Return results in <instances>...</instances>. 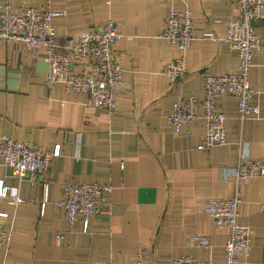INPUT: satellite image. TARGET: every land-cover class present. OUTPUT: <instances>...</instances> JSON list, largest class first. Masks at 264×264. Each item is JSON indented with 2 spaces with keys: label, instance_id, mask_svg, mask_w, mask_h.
I'll return each mask as SVG.
<instances>
[{
  "label": "crops",
  "instance_id": "crops-1",
  "mask_svg": "<svg viewBox=\"0 0 264 264\" xmlns=\"http://www.w3.org/2000/svg\"><path fill=\"white\" fill-rule=\"evenodd\" d=\"M24 3L62 12L52 21L60 46L108 20L117 23L125 37L113 50L124 84L108 115L60 83L44 84V49L34 55L0 39V134L47 150L60 148L44 177L17 178L0 158V180L16 186L23 198L12 204L0 197V212L7 214L3 226L11 233L9 245L0 249V264H136L141 248L147 251L144 264H169L181 255L225 264L229 231L213 224L202 203L233 196L234 177L226 171L241 151L249 159L264 158V19L254 23L261 45L249 70L258 113L240 121L235 97H218L226 141L201 149L203 119L175 132L167 115L175 101L202 97L207 75L237 70L235 50L199 38L202 31L225 34L224 20L237 14L236 0H0V11ZM171 8H189L195 27L186 73L173 86L163 69L177 49L160 37ZM65 182L110 185L111 213L90 216L86 227L82 216L69 225L57 206ZM239 189L237 221L248 227L251 244L235 264H264V176L244 179ZM191 233L205 235L209 245H192Z\"/></svg>",
  "mask_w": 264,
  "mask_h": 264
},
{
  "label": "built area",
  "instance_id": "built-area-1",
  "mask_svg": "<svg viewBox=\"0 0 264 264\" xmlns=\"http://www.w3.org/2000/svg\"><path fill=\"white\" fill-rule=\"evenodd\" d=\"M237 14L224 20L226 32L218 36L214 31H202L200 39L222 41L235 50L239 60L237 70L222 75H207L204 79L202 97L188 95L172 104L167 121L175 132H180L184 124L193 123L199 118L204 121L201 149L222 145L226 141L224 114L217 107L218 97L231 95L236 99V109L240 121L258 113V106L251 102L255 91L250 86L249 70L252 66L253 52L260 48L261 38L254 23L264 19V0H236ZM62 15L61 11L49 7L24 3L16 8L4 5L0 11V39L20 43L23 47L38 54L45 52L42 60L48 70L44 84L51 87L60 83L68 93L84 96L86 103L112 115L117 104L116 93L124 84L123 69L116 61L113 44L125 37L114 21L108 20L102 25L91 28L79 35L72 43L62 46L56 42L53 19ZM192 12L189 8L169 9L165 18V28L160 37L177 49V57L164 66L163 73L173 86L186 73V51L195 38ZM61 49V50H59ZM78 68V69H75ZM200 111V112H199ZM77 138V146L79 145ZM60 154L59 146L47 150L11 139L0 134V158L17 178L25 176L44 177L50 170L52 160ZM234 177L235 191L228 199L210 198L202 203V211L207 213L216 227L229 231L223 247L225 264H235L241 254L248 253L251 244L250 231L240 225L238 205L241 202L240 183L253 176H264V158L249 159L247 152L238 154L235 165L226 171ZM44 200L48 183L44 182ZM110 185L92 183L65 182L57 206L64 211L69 225H73L78 216L84 218V225L90 216L110 214L112 203L109 194ZM0 197L12 204H20L23 198L14 185H5L0 180ZM264 210V203L260 205ZM6 213L0 212V249L7 247L11 233L3 226ZM188 241L197 247H207L208 238L196 233L188 234ZM147 251L141 248L137 253L136 264H144ZM104 264H123L108 261ZM169 264H211L208 260H199L192 255L172 258Z\"/></svg>",
  "mask_w": 264,
  "mask_h": 264
},
{
  "label": "water",
  "instance_id": "water-1",
  "mask_svg": "<svg viewBox=\"0 0 264 264\" xmlns=\"http://www.w3.org/2000/svg\"><path fill=\"white\" fill-rule=\"evenodd\" d=\"M8 172L11 173V168L10 167H8Z\"/></svg>",
  "mask_w": 264,
  "mask_h": 264
}]
</instances>
